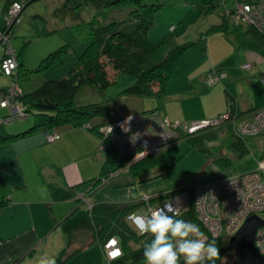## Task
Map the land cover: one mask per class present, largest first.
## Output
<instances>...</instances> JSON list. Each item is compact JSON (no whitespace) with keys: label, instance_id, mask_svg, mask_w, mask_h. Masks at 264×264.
Segmentation results:
<instances>
[{"label":"crops","instance_id":"1","mask_svg":"<svg viewBox=\"0 0 264 264\" xmlns=\"http://www.w3.org/2000/svg\"><path fill=\"white\" fill-rule=\"evenodd\" d=\"M9 1L11 0H0V15H2V9ZM207 2L209 0H162L148 30V39L152 42H158L168 35L165 44L167 48L177 43L196 42L213 25L221 23L224 9H236L238 5L235 0H231V7L224 4L222 10H219L218 5L206 10L203 9L205 8L203 5ZM209 5L206 4V6ZM217 10L219 12H216ZM238 31L208 33L204 39V49L197 45L183 50L176 67L168 77L164 94L160 99L126 95L123 93L124 89H121L122 91L117 94V99H121V102L117 106L111 103L110 98L108 99V105L112 108L111 110H115V113L110 115L108 120L102 121L94 118L91 123L96 125L124 116H145L150 113L157 115L158 122L161 121L159 123L166 120L183 122L197 118H212L226 111L231 102L244 114L241 115L242 117L249 118L253 109H248L246 105L241 104V101L237 100L230 91L213 92L215 86L219 84L217 81L221 80L222 77L226 80L224 85L226 89V84L229 81L234 83L242 79V77L237 79L238 74L229 72V67L239 71L238 67L229 63L228 60L220 59L214 69L223 68L222 70L225 72L222 75L218 73L217 81L208 82L210 70L208 69V59H210L209 63L214 64L209 46L210 42L215 40L224 41L226 39L231 48L234 44L235 49L239 45H247L246 48L251 49V53L247 56H253L252 59L258 55L256 50H260V64L264 61V47H258V42L250 34L244 33V30ZM240 33L245 35L244 41L240 40ZM237 36L238 44L234 42L237 40ZM242 57L241 59L244 60V56ZM249 60L251 61V59ZM254 62H251L252 66L249 69L260 65ZM261 68L258 69L263 72L254 74V79L264 77V68ZM186 77L189 79L188 82H186ZM14 78L15 76H7L0 72V90L5 88ZM128 81L133 82L131 79ZM18 83L23 92L29 90L26 85H21L19 81ZM184 83L187 84L184 85ZM182 86L188 91H183ZM4 109L8 113V109ZM144 112L148 113L144 114ZM4 115H0V119H4ZM11 120L7 119L2 122L1 134L22 132L33 122V120L29 123L26 120L17 122H11ZM103 124L107 125V123ZM158 127L156 124L148 122L141 128L142 130L132 127L130 132L137 133L141 130L139 132L141 135L145 134L149 137L156 132H162ZM115 129L121 132L118 128ZM51 131L59 134V138L53 142L45 140L43 131H36L0 142V199L4 200L0 205V264H38V260L42 256L54 255L56 257L67 244L66 229L76 228L82 222L72 223L65 227V222L81 207L86 210L88 218L90 204L99 201L130 202L137 200L142 194L158 193L162 188L165 190L167 187H173L174 183L171 182H174L187 170H195L193 174L200 180L212 178V180L222 181L229 176V173H233L232 171L228 173L224 170L225 168L222 169L214 161L207 162L208 160L203 156L204 153L199 149H192L193 147H188L184 155L179 156L168 165V162L175 155L165 158L167 153L171 151L166 150L167 152L162 151L161 153L160 151L159 154H154L155 165L147 171L134 175L127 166H123L101 181L92 192L86 194V190H78L76 185L81 181L98 176L105 159L106 145L96 130L87 129L83 126L66 125L48 132ZM205 132L213 131L210 129ZM215 132L226 131L224 127H221ZM109 137L108 143L116 144L119 151L124 155L125 145L123 146L118 138L116 141L113 135H109ZM192 159L196 160L195 164ZM200 161H202V168L199 167L201 172H196L199 169L197 165ZM71 186H76L74 189L77 194L68 198L60 199L56 195L57 193L52 191L53 187L67 191ZM77 235H79L78 232L76 237ZM80 236L84 240L91 238L90 234L80 233ZM80 236H78L79 240ZM100 253L102 254L100 243L94 240L85 244L64 264H103Z\"/></svg>","mask_w":264,"mask_h":264},{"label":"trees","instance_id":"2","mask_svg":"<svg viewBox=\"0 0 264 264\" xmlns=\"http://www.w3.org/2000/svg\"><path fill=\"white\" fill-rule=\"evenodd\" d=\"M31 1L32 0H28L25 4L16 0L7 2L2 9L5 25L3 28H0V31L8 29L7 32L12 36L11 28L16 24H19L21 18L19 17V19L8 28L5 20L7 11L13 6L14 2L24 6ZM235 1L238 2L237 6L249 4L253 8H258L260 10V15L264 17L262 11L264 3L260 0ZM115 4H130L131 7L128 16L123 19H111L103 22L98 17L91 18L88 21L89 31L87 38L89 39V42L84 52L76 57V66L71 68L68 74L62 78H48L36 88L27 92L22 91L19 98L26 112V116L23 118H27L28 115L32 114L33 122L22 132L7 135L0 133V142H5L36 131H43L46 136V134L54 132H48L49 130L66 125L81 127L89 124L92 125L93 130H96L99 126L106 125L103 123H107L108 126L113 125L114 122L126 116L94 125L91 123L92 119L98 118L104 121V119H106L105 117H110L112 108L105 103H76V94L83 85L92 84L97 87L98 91H103L107 85L114 81L115 77H110L106 71V61H108L109 64H112L114 74L126 72L134 75L135 81L124 88L123 93L131 96L155 97L156 99H160L164 94L168 77L176 67L183 50L197 45L204 49V39L208 33L214 31L231 32L233 30L238 31L242 29L240 26L235 25V23H231L229 20L230 18L228 16L226 18L223 13V20L221 23L213 25L209 30L203 33L201 38L196 42L177 43L170 48H167L165 44L167 43L168 35L158 42H152L148 39V30L152 25L156 11L161 5L158 2H145L143 0H62L58 5L52 8L51 12L57 18L69 17L73 21H79L81 19L83 8L88 5L94 8H103ZM216 6L217 4L209 5L203 9L208 10ZM223 11L234 13L236 9L229 8L224 9ZM42 19L44 20V18ZM232 19L233 21H236L239 18L234 16ZM237 22H240L241 25L243 23L240 19ZM247 24L248 25L244 31L247 34H250V36L258 42V47H264V39H260V36L262 35L259 32L260 30H263L264 32V26L261 24L260 27L258 26V30L257 26H255V28L253 24ZM44 30L49 31L42 27H39L38 31L42 32ZM9 46L13 49V55L17 62L16 69L11 73V76H15V78L11 81H18L21 74L27 75L31 70L23 64L22 51H16L11 45V42H9ZM66 51L67 47L64 45L48 52L41 59L39 68H46L52 64L61 63L62 57ZM6 55V47L2 46L0 62L6 57ZM103 57L106 59H102ZM214 71L218 74L215 69ZM0 72L4 75L10 76V74H5L1 68ZM262 78L264 81V77ZM253 110H251V112ZM227 112L230 114L229 118L225 119L223 123H231L232 129L234 128V123L247 118L241 116L244 114H242L232 102L229 103L226 111L219 113L218 115ZM232 132L233 139L230 141V146L240 151L239 154L241 155L247 150L245 139L242 134H236L234 129ZM206 136H210V138L215 137L209 133L203 134L200 136V139H198V141L201 140L199 141V144L192 142V139L188 140V147H197V145L203 143L202 140ZM130 160L129 156L122 155L116 144H107L106 142L105 159L102 162L98 176L89 180L81 181L76 185L78 186V190H86V194L92 192L101 181L105 180L112 172L123 166H127L134 175H139L140 173L154 167L156 162L155 156L151 154L143 156L133 163H129ZM214 163H217L218 166H225V164L230 163V161L229 158L225 156V158L218 157ZM255 169L257 168L250 170L241 169L237 172L238 174H243ZM76 186H71L67 191H62L59 188L53 187L52 191L57 193L56 195L60 199L68 198L77 194V191L74 189ZM171 190H169L170 193L185 190L188 196L187 205L184 206L185 208L183 207L184 210H181L179 214L184 219L197 223L203 233L205 228L202 225V221L197 216L193 203V185H183L181 187L174 186ZM165 196L167 198L169 193H161L160 195L153 197L152 200L153 202L154 199L163 200L162 198L165 199ZM3 201V199H0V205ZM143 210L144 206L142 200H134L130 202L99 201L90 204L88 207V218L85 221H82L78 227H70L66 229L67 244L56 256L57 264H64L69 258L76 254L80 248L91 241H97L102 248L103 243L109 237H115L118 240L122 254L107 261L102 251L104 257L103 264H144L146 258L143 256V247L144 244L151 239V234L136 230L127 219L130 213H140L143 212ZM261 213L260 215L263 216ZM77 232L79 235L76 237ZM80 233L90 234V240H84L83 237L80 236ZM78 236L81 237L80 240L78 239ZM204 237L208 238L206 241L211 240L207 236ZM220 239L221 238H217L216 240L218 241ZM77 241L78 244H76ZM217 245L219 246V243H217ZM72 246L75 247L72 248ZM224 250L228 259L224 257L225 252H223L221 248L219 249L220 254L214 258L216 264H239L238 255L236 253L235 255H232L234 251L230 252V250L226 248ZM179 264H185L184 258L180 259Z\"/></svg>","mask_w":264,"mask_h":264},{"label":"rangeland","instance_id":"3","mask_svg":"<svg viewBox=\"0 0 264 264\" xmlns=\"http://www.w3.org/2000/svg\"><path fill=\"white\" fill-rule=\"evenodd\" d=\"M20 1L25 4L28 0H20ZM61 1L62 0H32L26 5L20 6V8L17 9V11H13L12 13L8 14V22H10L8 23L9 25L8 28L11 27V24H13L14 20H18L19 17L21 18L20 23L14 25L12 27L13 29L11 28L12 36L7 32L8 29H4L1 32L0 53L2 51V46L7 47L6 44L11 42V45L16 51H22L23 64L24 66H26L28 69L31 70L29 71L27 75L21 74L20 78L18 79L21 85L27 86V89H29L28 91L36 88L45 79H48V78L59 79V78L66 76L69 70L76 66V57L81 55L84 52L89 42V39L87 38L88 31H89L88 21L91 18L98 17L102 22L108 21L111 19H123L128 16V13L131 7L130 4H117V5L115 4V5H110V6L103 7V8H94L88 5L83 8L82 13H81V19L79 21H73L69 17L57 18L52 14L51 12L52 8L58 5ZM143 1L161 3L162 0H143ZM260 1L264 3V0H260ZM236 3L238 4V2ZM206 4L207 5L217 4L219 10L220 9L222 10V7L224 6V4H226L228 7L232 6L231 0H212V1L209 0V2H207ZM206 4H204L203 6L206 7ZM219 10H217L216 12H219ZM223 13H224L223 15L226 16V18L227 16L230 18L229 20L231 23H235V25L240 26L242 30H245V28L248 25L247 23H249L246 20H243L242 18H240V20L243 22L241 25L240 22H237L239 19H237V21H233L232 18H234L235 13L224 12V11ZM42 18H44V20ZM4 25H5L4 17L2 14L0 15V28H3ZM258 25L260 26V24H257V25L253 24V26L254 27L257 26V28H258ZM39 27L40 28L42 27L49 31L44 30L40 32L38 31ZM236 32H239V31H236ZM243 32L246 33L245 31ZM259 32L262 35L260 36V39H264L263 30H260ZM5 35L7 36V39L5 42H3L2 39H4ZM239 38L240 40L244 41L246 37L245 35H241L240 33ZM188 41H191V40H188ZM234 42L238 44V36H237V40H235ZM236 44H235V47L237 48ZM64 45L67 47V51L62 57L61 63L52 64L46 68H39L41 59L48 52L55 50ZM243 45L238 46L237 49L242 50V51H239L234 48V44H233V47L231 48L230 43H228L226 39L224 41L215 40L212 43L210 42L209 51H210L211 59L214 61V64L209 63L210 59H208V64H209L208 69H210L209 72L213 71L214 68L217 67L218 65L217 61L220 59H224V61L228 60L229 63L238 67L239 71L235 70L233 67H229V72L230 73L232 72L235 75L238 74L237 79L241 77L242 79H239L238 81L234 83H231V81H229V83L227 82L228 84H226L227 85V89H226V86H224L226 80L224 77H222L221 80L219 79L220 81L219 80L217 81L219 83L218 84L219 86L218 85L215 86V90L213 92L219 93V92L228 90L235 96L237 100L241 101V104L246 105L248 109L257 110L264 106V81H263V78L254 79L253 75L256 74L257 72H263L262 70L258 68H261V67H262L261 69L264 68V61L260 64L261 62V56H260L261 51L260 50H256L258 55L254 56V59H252L253 56H250V55L247 56L248 54L251 53V49L250 48L247 49L246 48L247 45L246 46H243ZM11 50L13 49L10 48V51ZM235 54L237 55L233 56ZM242 56H244V60L241 59L243 58ZM102 59H106V58L103 57ZM249 59H251V61ZM253 61H255L256 64H260V65L255 66V68L249 69V68H245L244 64H242L243 62H247L251 64V62ZM105 66H106L105 68L109 76L113 78L115 77L114 81L111 82L109 85H107L103 91H98L97 87L92 84L83 85L82 87H80V89L78 90L76 94V103L81 104V103H88V102H97V103H105L108 105L109 98H110L111 103L115 106H117V104L121 102V99H117V94L122 91L121 89H124L125 87L131 85L135 81V77L134 75L130 73H126V72H120L118 74H114L112 64H109L108 61H106ZM222 69L221 68L217 69L220 75H222L225 72ZM130 79L133 80V82L128 81ZM245 79H247V81H245ZM18 81L13 80V82L19 85ZM188 81L189 79L188 77H186V82ZM10 83L11 81L9 82V84ZM185 84L187 83H184V85ZM8 85L5 88L1 89L0 92H4L9 87ZM19 88L21 89L20 85H19ZM181 88L184 89V86H182ZM22 91L23 90L21 89L20 94L17 96V100H19V102H21L19 96L21 95ZM183 91H188V89L186 88ZM114 113H115V110H112L111 115H113ZM147 113L148 112H144V114H147ZM4 114H7L6 109L0 108V115H4ZM223 117L224 115H221V114L218 115L217 117L216 116L212 117L209 120V122H207L206 124L205 123L201 124L203 125L202 128L192 133L185 132L186 130L184 131L182 129L185 125L182 123H186L187 126L189 124H196L200 121L199 118L191 120V121H183V122L181 121L182 123L179 120L174 121V122H178V124H175V126L178 127L176 130L173 127H170L165 123H159L161 121L159 122L157 121L156 123L151 121L152 123L156 124V126H159L160 128L158 127V129L162 131L161 134L163 135L165 134V135L163 137L162 136L160 137V141H161L160 145L162 146L159 149H156V150L153 149V151H151L149 154L154 155L155 153L159 154L160 151L162 153V151L167 152L166 150H169V151L171 150L170 152H172V154H170L169 152L167 153V157H165V158H169L173 154L175 155L174 158L168 162L169 163L168 165H170L171 163H173V161H175V159H177L181 155H184L187 152L186 150H188V142H187L188 140L192 139V142L199 144V141H201V140L198 141V139H200V136L203 134L209 133V134L214 135L215 137L210 138V136H206L202 140L203 143L200 142L201 143L200 145H197V147L192 148L194 150L199 149L202 153H204L203 156L208 160L207 162H213L218 157L225 158V156H227L229 158L230 163H226L225 166L223 165L219 167L223 169L225 167L224 170L228 171V173L232 171L233 173H229L228 174L229 176L237 175L238 174L237 171L241 169L250 170V169L257 168L258 163L263 159V155H264V152H263L264 151V132H252L251 135H249L248 133H246V135H243L246 145H247L246 147L247 150L245 153L240 155L239 154L240 151L230 146V141L233 139V136H232L233 129H232L231 123L222 122L224 119H226ZM105 118H106L105 120H108V117H105ZM32 119H33V116L32 114H30L28 115L27 118L13 119L11 122L26 120V122L29 123V121L31 122ZM204 119H209V118H204ZM171 122L168 121V124ZM181 124L183 125V127ZM238 124L239 123H237V125ZM163 126L165 127V129ZM132 127L137 128L138 126H132ZM132 127H129V129H127V131L129 132H119V131H116L115 127L113 126L109 128H108V125L99 126L98 128H96V133L100 136L104 145H106V142L108 144V140H109L108 138H110L109 135H113L116 141L118 138L123 143V146L125 145L126 147V150L125 151L123 150L125 152L124 156H129L131 159L129 163H133L141 158L137 156V154L141 151L139 149L140 146L135 145L137 140L141 138L140 136L141 133H139V136L137 137L136 133L130 132ZM221 127H224L226 132H215L219 130ZM87 129L92 130V125L88 124ZM171 129L173 131L175 130V132H168ZM210 129L213 132H205ZM125 130H126V127H125ZM142 136L148 137L145 134H143ZM134 139H136V142L135 141L133 142ZM195 161L196 160H193L194 164H195ZM197 166L198 168L201 167L202 161H200V163ZM201 168H199L198 170L196 169L197 170L196 172H201ZM193 172H195V170H192V171L187 170L184 174L179 176V178L177 177L178 179H176L174 182H171V183L172 184L174 183V186L181 187L183 185L188 186L190 184L193 186H196L198 184L203 185L204 183L213 182V181L219 182V180H212V178L200 180L199 177L193 174ZM226 178H228V176ZM240 181L243 183L242 179H240ZM235 186L236 188L239 187V185L238 186L235 185ZM231 187H234V186L232 185ZM236 188L233 190H236ZM171 189L172 187L170 188L167 187L165 188V190L162 188V190L158 193H155V194L151 193L152 195L142 194L140 197H138L137 200H142V204L144 206L143 212H140V213L147 212L149 208H155L157 205L161 204L162 201L166 200V196H165V199L164 198H162L163 200L154 199V202H153L152 200L153 197L160 195L161 193L163 194L169 193V196L167 197L169 198L170 196H173L180 192V191H175L174 193L172 192L170 193L169 190ZM181 192L182 194H184L185 190H182ZM185 205H187V203ZM185 205L183 204L182 206L184 207ZM183 207L177 212L179 213L181 210H184L185 207L184 208ZM260 213L263 214L264 216V212L263 210H261L260 212L254 211L252 212V214H248L247 216L243 218L245 220L247 217L251 215H258L260 218H263L262 215H260ZM135 214L137 213L133 212V213H130L129 215H135ZM86 218H87L86 210L83 207H81L80 209H77V211L73 214V216H70V218L65 222V227L71 225L72 223L83 221ZM215 218L216 216H212L211 220H209L210 222H212L211 225H206L207 220L203 218L204 220L202 223H205V225L203 224L202 225L204 226L205 231L203 232L202 236L198 237V239H204V240L208 239V238H205L204 236L209 237V239H212L213 237H215L216 239L221 238L220 240L217 241V243H219L218 247L219 249L222 248V251L225 252L224 249L228 245L229 238L234 234L233 232H231V230H233L237 224L235 223L236 216L229 217L228 219L229 225L227 227V230H224V232H221V233H219V230L217 231L218 223L215 220ZM127 219L136 228V230L142 232L132 222V220L129 219V217H127ZM244 220L242 219L240 221V224L238 225V227L242 224ZM262 226L264 225L257 227L255 231L254 239L258 234V228H261ZM193 236L195 237V234H193ZM228 250H230V252L234 251L232 255H235V253L238 255L236 250L234 249H228ZM181 257L183 258V255H181ZM224 257L225 258L228 257L226 252H225ZM103 259L104 257L101 254V262H103ZM238 260H239V255H238ZM144 264H147V262H144Z\"/></svg>","mask_w":264,"mask_h":264},{"label":"built area","instance_id":"4","mask_svg":"<svg viewBox=\"0 0 264 264\" xmlns=\"http://www.w3.org/2000/svg\"><path fill=\"white\" fill-rule=\"evenodd\" d=\"M20 6L21 5L19 3L14 2L13 6L7 11V14L5 15L7 26H9L8 23H10L8 22V14L12 13L13 11H17V9H19ZM262 11L264 13L263 6H262ZM234 13H235L234 16H236L239 19L242 18L243 20H246L249 23L255 25L260 24V26L262 24V26H264V17L260 15V10L258 8L251 7L249 4H243L241 6H237L236 11ZM15 21L16 20H14V22ZM1 32L2 31H0V35ZM7 36L5 35L4 39H2L3 42L6 41ZM0 40H1V36H0ZM6 46H7L6 47L7 56L1 60L0 68L5 74L9 75L17 67V62L15 56L13 55V51L12 50L10 51L11 47L9 46V43H7ZM244 67L251 68V64L244 63ZM218 78L219 75L214 70L209 73L208 80L210 82H215L217 81ZM8 86L9 87L4 92H0V106L8 109V113L7 115H5V118L0 119V126L2 122L7 119L23 118L26 114L23 104L19 102V100H17V96L20 94L21 91L19 85L11 81V83ZM221 115H224L223 118L227 119L229 118L230 114L227 112ZM210 119L211 118L209 119L202 118L200 119V121L197 120L199 122L196 124H189L188 125L189 127L186 125V123H182L180 120L179 121L185 125L183 127V125L181 124L183 127L182 129L184 131L186 130L185 132L192 133L202 128L203 125L201 124L202 123L206 124L207 122H209ZM158 120L159 118L157 117V115L153 113H150L145 116L130 115L114 122V124L111 126L120 129L121 132H129L127 131L129 127L140 125L137 128L141 129L145 126L146 123L151 121L157 122ZM163 123L167 124L170 127H173L175 130L178 128L177 126H175V124H178V122L173 121L168 124V121L166 120ZM237 123L239 124L237 125ZM237 123L233 124L234 125L233 129L235 130L236 134L246 135V133H248L249 135H251L252 132H264V106L257 110H253L250 113L249 118H245L244 120H241ZM87 126L88 125L86 124L83 127L87 128ZM111 126H108V128ZM175 130L173 131L171 129L168 132H175ZM139 132L136 133L137 137L139 136ZM161 133L162 132L160 133L156 132L154 133V135L149 137H143L140 134L141 138L138 139L137 142L135 139L136 142L135 145L140 146L139 149L141 150L137 154L139 158L149 154L151 151H153V149L156 150L162 146L160 145L161 144L160 137L161 136L163 137L165 134L163 135ZM58 137L59 134L57 132L46 134L45 136L46 140L50 142L56 140ZM240 179H242L243 183L240 181ZM232 185L234 187H231ZM235 185L237 186L239 185V187L236 188ZM193 188H194L193 203L198 218L202 222L204 219L207 220L206 225H211L212 222H210L209 220H211L212 216H216L215 220L218 223L217 231L219 230V233H221L224 232V230H227V227L229 225L228 224L229 217L236 216L235 223L237 224L234 227V229L231 230V232L234 233L238 229V225L240 224V221L242 219L244 220L243 217L247 216L248 214H252V212L254 211L256 212L257 211L260 212L261 210L264 211V155H263V159L258 163L257 169L255 170L248 171L243 174L232 175L219 182L213 181V182L204 183L203 185L198 184L196 186H193ZM235 188L236 190H233ZM175 195L166 198V200L164 201H167L174 197H179L181 205H178L176 207V211H179L183 207L182 205L183 204L185 205L187 203L188 196L186 192L184 194H182V192H179L178 194ZM164 201H162V203L157 205L155 208H149L147 212L137 213L135 215H129L128 217L140 229L139 225L149 216H151V214L154 211L160 208L161 205L164 203ZM202 224L205 225V223ZM254 243L258 252L264 256V226L258 228V234L254 239ZM102 251L107 261H110L122 254L119 242L115 237H109L103 243Z\"/></svg>","mask_w":264,"mask_h":264},{"label":"clouds","instance_id":"5","mask_svg":"<svg viewBox=\"0 0 264 264\" xmlns=\"http://www.w3.org/2000/svg\"><path fill=\"white\" fill-rule=\"evenodd\" d=\"M178 205H181L179 197L164 201L139 225L142 232L151 234L143 247L147 264H179L181 255L185 264H216L214 258L220 254L216 238L209 241L195 238L203 235L200 226L184 219L176 211ZM38 264H57L56 257L42 256Z\"/></svg>","mask_w":264,"mask_h":264},{"label":"water","instance_id":"6","mask_svg":"<svg viewBox=\"0 0 264 264\" xmlns=\"http://www.w3.org/2000/svg\"><path fill=\"white\" fill-rule=\"evenodd\" d=\"M258 215L247 217L229 238L226 249H234L239 255L240 264H264L255 244L254 235L258 226L264 225V219Z\"/></svg>","mask_w":264,"mask_h":264},{"label":"bare ground","instance_id":"7","mask_svg":"<svg viewBox=\"0 0 264 264\" xmlns=\"http://www.w3.org/2000/svg\"><path fill=\"white\" fill-rule=\"evenodd\" d=\"M12 25V24H11ZM6 34V33H5ZM4 44V43H3ZM7 56V55H6ZM10 76H11V74H10ZM26 116V115H25ZM3 117V116H2ZM5 117V116H4ZM16 119V118H15ZM19 119V118H18ZM12 121V120H11ZM262 255V254H261Z\"/></svg>","mask_w":264,"mask_h":264},{"label":"snow or ice","instance_id":"8","mask_svg":"<svg viewBox=\"0 0 264 264\" xmlns=\"http://www.w3.org/2000/svg\"><path fill=\"white\" fill-rule=\"evenodd\" d=\"M114 255H115V253H114Z\"/></svg>","mask_w":264,"mask_h":264}]
</instances>
